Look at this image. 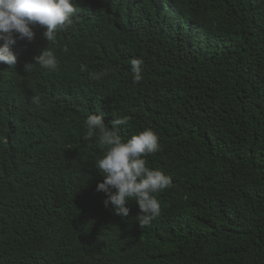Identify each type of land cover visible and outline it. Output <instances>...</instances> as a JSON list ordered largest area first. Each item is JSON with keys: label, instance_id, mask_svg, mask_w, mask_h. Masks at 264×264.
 <instances>
[{"label": "trees", "instance_id": "obj_1", "mask_svg": "<svg viewBox=\"0 0 264 264\" xmlns=\"http://www.w3.org/2000/svg\"><path fill=\"white\" fill-rule=\"evenodd\" d=\"M76 9L54 44L37 26L9 46L14 67L0 62V264H264V0ZM47 47L56 71L26 67ZM133 58L144 61L137 84ZM101 113L109 128L128 117L125 140L159 137L146 166L172 186L147 226L134 201L118 216L97 191L104 150L84 121Z\"/></svg>", "mask_w": 264, "mask_h": 264}, {"label": "clouds", "instance_id": "obj_2", "mask_svg": "<svg viewBox=\"0 0 264 264\" xmlns=\"http://www.w3.org/2000/svg\"><path fill=\"white\" fill-rule=\"evenodd\" d=\"M76 0H0V62L14 67L16 56L11 52L10 45L15 38L31 41L34 29L43 27V37L49 43H55L57 33L73 22ZM67 52L68 49H63ZM141 58L130 61L133 83L144 79ZM33 65L54 72L59 67V61L49 47L35 58ZM82 71L87 69L82 65ZM112 68L100 72L89 73V78L100 81L113 73ZM34 104L39 103L38 97H33ZM104 113L89 114L85 121L87 129L85 140L96 137L98 147L104 150L103 155L96 161L103 182L97 185V191L103 192L105 208L111 207L113 213L127 217L130 209L126 206L134 201L139 207L135 217L139 226H147L161 213V204L157 199L158 193L172 186V178L160 170L147 167L146 157L161 150L158 135L152 129H145L137 135L125 140L119 133L118 127L129 123L128 117L114 119L111 128L104 123Z\"/></svg>", "mask_w": 264, "mask_h": 264}]
</instances>
